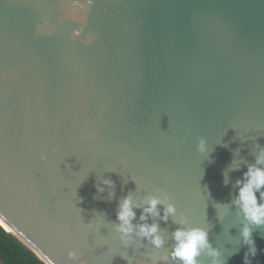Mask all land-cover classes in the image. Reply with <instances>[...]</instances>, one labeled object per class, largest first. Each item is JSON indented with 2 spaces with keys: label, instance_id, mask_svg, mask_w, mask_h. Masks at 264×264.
Instances as JSON below:
<instances>
[{
  "label": "water",
  "instance_id": "water-1",
  "mask_svg": "<svg viewBox=\"0 0 264 264\" xmlns=\"http://www.w3.org/2000/svg\"><path fill=\"white\" fill-rule=\"evenodd\" d=\"M262 149L264 0H0V226L44 264H180L196 227L199 264H264L235 203Z\"/></svg>",
  "mask_w": 264,
  "mask_h": 264
},
{
  "label": "clouds",
  "instance_id": "clouds-1",
  "mask_svg": "<svg viewBox=\"0 0 264 264\" xmlns=\"http://www.w3.org/2000/svg\"><path fill=\"white\" fill-rule=\"evenodd\" d=\"M201 148L203 144L201 143ZM264 149L261 150L257 156V162L254 165H249L247 171L243 174V179L238 180L236 183L238 187V194L235 203L243 211L247 223L241 230L243 242L248 246L245 253V260L247 261L248 255L256 254L255 240L252 236L251 225H264ZM105 183L111 184L110 181ZM102 190V189H101ZM256 192H260V199L258 201ZM160 203L158 198H151L147 201L148 206L143 209L140 220L147 219L146 214L160 215L157 210V205ZM133 206L141 207L135 204L131 196H126L119 205L117 212V219L120 221L118 225L119 231L128 234L133 232L134 226L132 220L135 218ZM175 211L173 205L169 204L164 210L163 219H167L168 214ZM138 233L149 238L150 242L156 247H160L163 243V237L159 234L157 223H143L138 226ZM174 239L176 244L171 253L174 260H179L180 264H199L197 257L202 250L208 248L207 231L203 228L191 229H177L175 230ZM210 254L218 257L220 253L216 249H209ZM214 264H222L219 259L214 260Z\"/></svg>",
  "mask_w": 264,
  "mask_h": 264
},
{
  "label": "trees",
  "instance_id": "trees-1",
  "mask_svg": "<svg viewBox=\"0 0 264 264\" xmlns=\"http://www.w3.org/2000/svg\"><path fill=\"white\" fill-rule=\"evenodd\" d=\"M0 264H44L11 233L0 226Z\"/></svg>",
  "mask_w": 264,
  "mask_h": 264
},
{
  "label": "bare ground",
  "instance_id": "bare-ground-1",
  "mask_svg": "<svg viewBox=\"0 0 264 264\" xmlns=\"http://www.w3.org/2000/svg\"><path fill=\"white\" fill-rule=\"evenodd\" d=\"M0 224L4 227V228H6L7 230H9V228L5 225V223L0 219Z\"/></svg>",
  "mask_w": 264,
  "mask_h": 264
}]
</instances>
